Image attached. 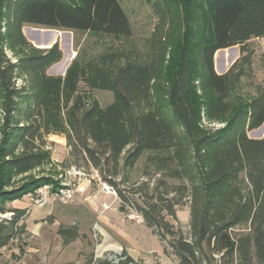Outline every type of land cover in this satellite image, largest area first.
Here are the masks:
<instances>
[{
  "label": "trees",
  "instance_id": "obj_1",
  "mask_svg": "<svg viewBox=\"0 0 264 264\" xmlns=\"http://www.w3.org/2000/svg\"><path fill=\"white\" fill-rule=\"evenodd\" d=\"M155 8L161 29L148 63L128 62L111 75L100 69L87 75L76 64L62 78L45 74L61 56L56 43L21 53L23 25L130 36L120 0H0V214L12 213L0 217V264L3 250L26 233L28 209L7 203L60 186L51 174H33L50 163L51 133L65 135L72 155L82 154L116 190L121 212L129 206L142 215L177 264H264V138L249 136L264 123V91L231 102L244 73L234 65L219 74L214 63L217 51L264 36V0H182L176 16L159 1ZM82 80L113 91L114 102L101 107L79 91ZM203 115L225 125L204 128ZM171 150L176 167L167 177L184 183L119 187L116 178L145 151ZM188 203L185 235L167 217L177 221ZM57 234L68 244L79 229L60 225ZM110 254L87 264H113ZM120 256L119 264H138L125 250Z\"/></svg>",
  "mask_w": 264,
  "mask_h": 264
},
{
  "label": "rangeland",
  "instance_id": "obj_2",
  "mask_svg": "<svg viewBox=\"0 0 264 264\" xmlns=\"http://www.w3.org/2000/svg\"><path fill=\"white\" fill-rule=\"evenodd\" d=\"M158 1L161 6H169L176 16L177 13L174 10L182 0H120V4L131 24L132 34L130 36L116 37L78 30L24 24L22 32L27 44L20 48V51L23 54H29L33 48L46 49L56 43L59 46L61 56L57 62L45 69V74L62 78L76 64L85 68L87 75H92L97 69L111 75L117 68L128 62L148 63L151 60L155 46L154 33H160L161 29L158 28L161 25L160 15L155 8ZM170 21H173V19H170ZM172 27L176 29L178 26L175 24ZM166 29H163L164 33ZM174 34L175 30L174 33L171 32L170 34L171 40L174 38ZM242 47L245 49L244 51H242ZM5 51L12 61L17 60L18 55L15 51L7 46H5ZM214 63L215 70L219 74L227 73L234 65H237L234 72L241 70L244 73L230 95L231 102L240 103L250 100L260 91H264V36L253 37L244 46L235 45L217 51L214 56ZM20 84L21 81L19 80L18 85ZM79 91L97 100L103 108L114 102L113 91L92 88L85 80L79 83ZM224 125L225 122L222 120L209 121L203 115L202 126L204 128L217 129ZM249 136L251 138H264V123L258 129L249 132ZM46 141V146L51 152L50 163L41 170L34 171V175L44 171L53 175L59 184L65 182L76 184L80 182L85 187L89 185L92 190L91 196H96L92 200L97 205L95 214L97 215L100 212L104 203L109 205L105 215L96 217L94 214L92 222L105 224L110 234L118 242L139 250L140 264H175L172 258L168 259L165 255L159 237L153 234L145 225L144 219L138 211L128 206L123 214L119 212L118 207L121 200L118 195L106 193L101 188L103 179L99 171L89 164L82 154L72 155L73 150L67 144L65 135L51 133L46 137ZM171 154L172 150L145 151L133 168L126 169L116 178L119 187L127 192L135 191L143 184H145V187L152 189L160 179H165L172 185L184 183V181L167 177V172L176 167V161L171 158ZM72 167L79 168L83 175L76 177L67 175ZM29 194L12 202V205L7 203L9 208L29 209L31 211L30 216L27 218L29 226H32L35 220L45 218L51 208L57 211L69 207L73 208V206L77 209H85L91 205L90 201L85 202L82 198H78L70 204L48 202L43 206L32 205L27 198ZM11 215L12 213H10ZM70 216H76V212H71ZM52 219H54L53 216L48 219V222H54ZM107 219L110 220V223H105ZM167 219L175 224L176 230H181L185 235H188L190 230L189 203L177 210V221H174L171 217H167ZM47 227L50 228L51 224L47 223L45 228ZM89 237H92L90 243L94 247L101 242V236L94 229L91 230ZM83 238L86 239V236ZM79 245L78 242L66 249L60 256H57L54 264H80V259L78 260L76 253Z\"/></svg>",
  "mask_w": 264,
  "mask_h": 264
},
{
  "label": "crops",
  "instance_id": "obj_3",
  "mask_svg": "<svg viewBox=\"0 0 264 264\" xmlns=\"http://www.w3.org/2000/svg\"><path fill=\"white\" fill-rule=\"evenodd\" d=\"M91 192L90 186L86 185L84 193L75 194V200L82 198L85 202H91L88 208L77 209L73 206V208L59 209L58 211L51 208L45 218L35 220L32 226H29L27 222V218L31 214V211L28 209L24 218L26 233L20 239L13 242L10 248L3 250L1 264H54L57 256H60L66 249L78 242L80 245L76 253L78 260L80 259V264H87V259L91 256L97 260L103 258L107 253L119 254L124 250L128 256L140 264L139 250L134 247L124 246L118 242L110 234L105 224L102 225L94 221L92 222V216L97 211V205L92 201L93 197L95 198L96 196H91ZM71 212H76V216H70ZM105 212L106 210L102 208L95 215L96 217H102L105 215ZM119 212L121 214L124 213L120 210ZM51 216L54 217L52 219L54 222L52 223L48 222ZM47 223L51 224L50 228H45ZM105 223H110V220L107 219ZM61 224L66 226L77 224L79 237L70 241L68 244H64L63 238L57 234L58 227ZM92 229L101 236V242L96 247L90 243L92 237H89V235ZM84 236H86V239L83 238ZM167 257L168 259L172 258L175 264H177V259L174 256Z\"/></svg>",
  "mask_w": 264,
  "mask_h": 264
},
{
  "label": "built area",
  "instance_id": "obj_4",
  "mask_svg": "<svg viewBox=\"0 0 264 264\" xmlns=\"http://www.w3.org/2000/svg\"><path fill=\"white\" fill-rule=\"evenodd\" d=\"M67 175H74L80 176L83 175L82 171L79 168L72 167L68 172ZM101 188L106 192V193H111L113 195H117L116 190L108 185L107 183L102 182L101 183ZM85 192V186H83L80 182L76 184H68L66 183H61L60 186L54 188L52 185H48L47 187L43 188V191L41 193H32L27 197L29 201L32 203V205H38V206H43L48 202H59L63 204H70L75 201V194L76 193H84ZM103 209L107 210L109 209V205L104 203L103 204ZM1 218H9L10 213L1 215ZM121 253L119 254H110L109 259L112 260L113 264H119L120 260L122 257L120 256Z\"/></svg>",
  "mask_w": 264,
  "mask_h": 264
},
{
  "label": "bare ground",
  "instance_id": "obj_5",
  "mask_svg": "<svg viewBox=\"0 0 264 264\" xmlns=\"http://www.w3.org/2000/svg\"><path fill=\"white\" fill-rule=\"evenodd\" d=\"M229 53V52H228ZM44 187H47V186H44ZM44 187H42V188H40L36 193H41V191H43V188ZM30 195V194H29ZM27 197H29V196H27Z\"/></svg>",
  "mask_w": 264,
  "mask_h": 264
}]
</instances>
